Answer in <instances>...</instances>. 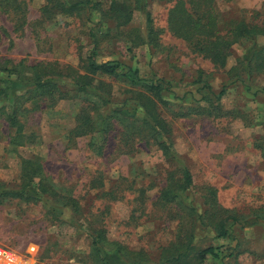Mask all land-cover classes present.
Here are the masks:
<instances>
[{
	"label": "rangeland",
	"instance_id": "374dc122",
	"mask_svg": "<svg viewBox=\"0 0 264 264\" xmlns=\"http://www.w3.org/2000/svg\"><path fill=\"white\" fill-rule=\"evenodd\" d=\"M5 1L0 0V184L15 188L35 166L60 195L76 198L80 209L63 206L46 193L32 201L0 200V245L29 264H103L91 250L89 227H104L108 240L145 248L157 258L161 247L192 225L197 246L220 248V256L209 255L206 264H264V219L256 216L264 206V67L250 73L244 64L257 62L264 36L232 44L220 66L170 30L172 4L166 0H149L147 6L161 38L155 47L139 43L135 31L146 35V20L133 5L128 13L131 0H95L103 3L106 15L97 8L46 14V0ZM113 4L126 8L117 11ZM214 8L225 32L233 19L261 20L264 0H216ZM91 26L99 38L98 62L118 60L142 76L171 81V90L164 92L168 106L160 105L159 111L171 124L177 156H166L153 141H140L136 151L124 153L118 129L101 153L98 135L91 146L94 133H74L88 101L100 105L94 114L136 108L126 81L96 75V81L112 85V95L104 97L108 102L92 89L79 92L66 76L57 80L56 94L48 96L30 83V66L41 62L84 74L82 65L94 47ZM232 66L238 70L229 75ZM200 76L212 89L195 82ZM224 85L227 91L217 100ZM197 108L213 113H196ZM143 113L138 108L140 117ZM183 166L190 169L193 183L179 188L173 201L162 199L169 178L175 185L183 183ZM38 181L35 176L34 184ZM211 186L219 203L235 209L239 219L250 214L247 220L228 221L227 238L216 236L211 227L217 209L211 205ZM232 248L236 259L226 257Z\"/></svg>",
	"mask_w": 264,
	"mask_h": 264
},
{
	"label": "trees",
	"instance_id": "16d2710c",
	"mask_svg": "<svg viewBox=\"0 0 264 264\" xmlns=\"http://www.w3.org/2000/svg\"><path fill=\"white\" fill-rule=\"evenodd\" d=\"M8 1V0H6ZM5 1V2H6ZM44 5V13H74L80 10H88L97 8L103 11L106 15V10L102 8L103 3L95 0H46ZM172 5L168 12V24L170 30L186 41L195 43L200 47L198 50L208 54L216 65L224 66L229 55V48L232 44L239 42L243 39H257L264 36V12L258 13L261 20L247 21L246 19H233L228 22L230 25L222 32L219 27V16L214 8L216 0H166ZM149 0H131L129 6L133 8L142 9L146 20V35H142L138 30L135 35L139 43H147L148 45H161V38L158 29L148 11ZM126 3L123 2V5ZM117 7V11L125 10L120 4H113ZM111 6V7H112ZM131 7L128 10L130 14L133 10ZM113 11L112 8L107 9ZM120 23V22H119ZM122 24V23H120ZM223 29V28H222ZM90 36L93 38L94 47L84 60L82 68L86 70L84 74L79 73L78 70L69 67V72L64 70V66L56 62H41L30 66L32 79L31 84L36 85V90L43 96L56 94L58 79L67 77L69 82L78 88L79 92L92 89L102 99L105 96L112 95V85L103 80L96 81V75H108L126 81L131 88L128 89L132 92L131 100L136 102V108L121 106L112 109V113L97 112L100 108L99 103L88 101L86 105L82 106L81 115L78 117V129L74 133L86 134L94 133L91 140V146L95 145V134L99 139H102L100 145L101 153L104 152L108 145L112 131L118 129L119 131V147H122V152L132 153L137 150V143L145 141L146 143H153L160 146L166 156H177L173 146V129L170 122L161 115L159 111L160 105L168 106L167 100L164 98V92L171 90L172 83L163 78L145 77L140 74L138 68L123 64L118 60H108L98 62L96 60V47L99 42L98 35L94 32L93 26L90 28ZM134 37L132 41L137 43ZM163 44V43H162ZM257 62L253 64L251 61H245V68L248 72L253 71L261 72L264 67V44L258 46ZM238 66H232L228 70L229 75H234ZM200 74L204 71L200 70ZM237 74V73H236ZM196 83L203 82V87L212 89V86L207 80L201 76L196 79ZM227 91V85H224L217 95L216 99L219 100L221 96ZM107 102L109 99H105ZM138 108L142 110L143 116L138 115ZM199 112L205 110L207 115H211V109L197 108ZM221 110V109H220ZM189 110L185 113H180L181 116L190 114ZM204 112V113H206ZM220 112V111H219ZM179 114V115H180ZM14 124L16 118L10 119ZM99 148V147H98ZM126 148V149H125ZM183 177L180 182L181 185L172 183L174 177L169 178V184L164 187L161 193L162 199L170 202L179 196V188L185 190L193 183V176L190 169L186 166L182 167ZM34 172L25 173L23 176L22 184L15 188H8L7 185L0 184V200L6 198H16L25 201H32L37 199V196L47 194L52 199L63 206L73 207L76 211L80 209L79 201L73 196H62L56 189L50 185L47 178L43 173H38L37 168L33 166ZM35 176H40V181L34 184ZM32 188H37L38 191H31ZM210 188L211 205L216 208L213 213L214 222L211 225L216 233V236L227 238L230 234L228 221L232 219L234 222L239 220H247L250 214H246L244 218L239 219L235 209L224 207L218 201L217 190L213 186ZM58 194L59 199L56 197ZM194 211V209H193ZM263 213H262V212ZM207 213V211H205ZM204 213V215H205ZM256 216L264 219V206L256 209ZM252 214V213H251ZM203 215V216H204ZM204 224H207L204 221ZM92 241L91 250L96 254L97 258L103 264H110V258L114 260V264H206L209 255L213 258L220 256V248L213 245L199 247L195 244L194 238L196 237L193 226H187L183 232H179L176 239L169 245L161 247L159 255L154 258L152 253L145 248L134 249L127 244L118 240H108L106 229L104 227H89ZM185 234L184 236H182ZM226 257L228 259H236L238 253L235 249L227 250ZM222 252V251H221ZM225 255V254H224ZM223 258V257H222ZM225 258V257H224ZM213 264V263H212ZM228 264V263H226Z\"/></svg>",
	"mask_w": 264,
	"mask_h": 264
},
{
	"label": "built area",
	"instance_id": "2783aa9c",
	"mask_svg": "<svg viewBox=\"0 0 264 264\" xmlns=\"http://www.w3.org/2000/svg\"><path fill=\"white\" fill-rule=\"evenodd\" d=\"M0 264H29V262L15 251L0 245Z\"/></svg>",
	"mask_w": 264,
	"mask_h": 264
}]
</instances>
